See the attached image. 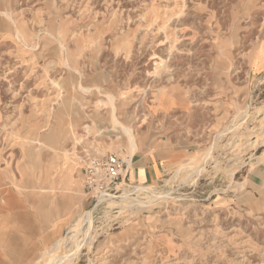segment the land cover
Listing matches in <instances>:
<instances>
[{"label":"rangeland","instance_id":"374dc122","mask_svg":"<svg viewBox=\"0 0 264 264\" xmlns=\"http://www.w3.org/2000/svg\"><path fill=\"white\" fill-rule=\"evenodd\" d=\"M261 49L264 0H0V264L78 232L76 264H264ZM109 151L154 154L153 190L120 193L166 200L119 196L79 228L83 157ZM31 154L75 165L69 206Z\"/></svg>","mask_w":264,"mask_h":264},{"label":"built area","instance_id":"2783aa9c","mask_svg":"<svg viewBox=\"0 0 264 264\" xmlns=\"http://www.w3.org/2000/svg\"><path fill=\"white\" fill-rule=\"evenodd\" d=\"M83 162L84 186L90 201L86 213L92 211L93 214L100 205L109 203V200L116 201L119 196L123 197L124 193L120 192L124 186L130 185L126 179L129 173L127 160L121 154L114 151L100 155L85 154ZM138 187L149 191L150 186L136 184L133 186L134 191ZM102 198H107L108 201H101Z\"/></svg>","mask_w":264,"mask_h":264},{"label":"bare ground","instance_id":"6f19581e","mask_svg":"<svg viewBox=\"0 0 264 264\" xmlns=\"http://www.w3.org/2000/svg\"><path fill=\"white\" fill-rule=\"evenodd\" d=\"M263 47V46H262ZM254 60H255V62H257V63H259V62H262L263 60H264V49H261V50H259L258 52H257V55H256V58H254ZM124 129H128V127H124ZM130 137V136H129ZM132 144H133V146L136 144L135 143V141H132ZM31 156H32V158H33V160H31V162H32V167H33V177L36 179V180H41V178H43L45 175H48V173H49V171H50V167H47V168H45V167H42V165L40 164V161H39V159H38V157H36V156H34L33 154H31ZM126 159V158H125ZM44 168V169H43ZM35 170H37L36 172H35ZM34 180V179H33ZM53 188H54V186L52 185V186H50V188H49V191H48V193L51 195V194H53ZM138 192H142V191H144L143 190V188H141V187H138L137 189H136ZM153 190V189H152ZM151 190V191H152ZM123 191V190H122ZM150 191V190H149ZM158 191V190H157ZM156 191V192H157ZM124 192V191H123ZM155 192V191H154ZM134 193V192H133ZM136 193V192H135ZM145 193V192H144ZM148 193V192H147ZM146 193V194H147ZM161 194V193H160ZM165 194V193H164ZM131 195H133V194H131ZM137 195H139V193L137 194ZM143 195V194H142ZM140 196V195H139ZM164 196L165 195H158V193L157 194H150L149 195V197L147 198V200L145 199V200H139V198L138 199H136V200H134V199H132V197L130 196V194L129 193H124L123 194V203L124 204H126V202H133V201H137V203H134V204H128L129 206H135V207H137V208H148V207H151V206H153L156 202L157 203H160V202H163L164 201ZM143 197V196H142ZM121 198V199H122ZM102 200L103 201H108L107 200V198H102ZM131 200H133V201H131ZM166 200V199H165ZM116 202V201H115ZM120 202V201H119ZM93 217V214H92V211L91 212H87L79 221H78V223H77V227H81L82 225H84V224H89L90 225V223H91V219H92V217ZM86 226V225H85ZM91 226V225H90ZM70 228V227H69ZM68 228V229H69ZM78 228V231H80V229ZM85 228V227H84ZM71 229V228H70ZM85 230H86V232H84L85 234L86 233H88L87 231H88V228L86 229L85 228ZM70 231H72V230H70ZM68 233V232H67ZM66 233V234H67ZM78 235H79V232H78V234H76V235H72V239L70 240V242L71 243H69V244H71V245H69L68 244V242L66 241V239L65 238H59L57 241H55L50 247H46L45 249H48L49 250V252H50V254H51V256H50V258H49V261L47 262L46 261V263L45 264H76V261H77V249H78V247L79 246H84V245H87V243L88 244H90L91 243V240L90 241H88V242H86L85 244H81L80 243V240H81V237L78 239ZM91 237V236H90ZM67 238H68V236H67ZM67 244L70 246H68L67 247ZM80 250V249H79Z\"/></svg>","mask_w":264,"mask_h":264},{"label":"crops","instance_id":"0c3cea01","mask_svg":"<svg viewBox=\"0 0 264 264\" xmlns=\"http://www.w3.org/2000/svg\"><path fill=\"white\" fill-rule=\"evenodd\" d=\"M58 143L59 142L57 141V144ZM44 147L46 148L48 146H44ZM48 148H51V147H48ZM52 149H54V148H52ZM54 150H57V147ZM121 155H124V153L121 152ZM157 160L158 159L155 158L154 154L153 155H147V156H144V157L143 156L137 157L136 160H135L134 165L130 166V168H129V173H128L127 177H126L127 181L131 182V183H139V184L148 185V183L151 182V178H154L159 173V168L160 167L158 165ZM47 165L50 167L51 174H53L56 178H58V181L60 183V190L56 194H51V195H47L46 194L44 201H47L49 203V205H51V207L54 208L56 203H57V201L62 199V200H64V202L66 204L68 203V206H69V204L71 203V195L66 194L65 192L63 193L62 189L68 188V186L66 185L65 181H66V178L72 173L73 169L75 168V165H68L67 167H65V166H63V164L61 165L56 160L53 161V163L51 162L49 164H46L45 166H47ZM82 172H83V165H82ZM83 181H84V177H83ZM86 200L87 201H86L85 209H87L89 207V205H90V201L88 199H86ZM56 208H54L53 211H57ZM53 214L55 215L56 213H53ZM57 219H60V218L55 217V219L53 221V225H52L53 229L55 228L54 226H56V224H57V221H58ZM56 235H57V233L53 231L51 233V237L50 238L53 239ZM58 239L59 238H57L54 241H52V244L55 241H57ZM51 245H46L44 247V249L47 246H51Z\"/></svg>","mask_w":264,"mask_h":264}]
</instances>
